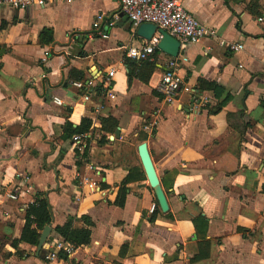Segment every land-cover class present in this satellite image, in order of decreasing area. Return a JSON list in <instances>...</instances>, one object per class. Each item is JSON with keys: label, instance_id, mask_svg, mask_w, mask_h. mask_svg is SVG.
<instances>
[{"label": "crops", "instance_id": "crops-1", "mask_svg": "<svg viewBox=\"0 0 264 264\" xmlns=\"http://www.w3.org/2000/svg\"><path fill=\"white\" fill-rule=\"evenodd\" d=\"M182 2L218 37L180 47L185 85L174 103L157 87L172 56L127 57L146 40L120 0L0 9V264H264V0ZM82 118L91 132L65 138L67 122ZM132 169L141 179L125 183ZM38 199L51 222L33 224L35 245L21 236ZM67 222L88 228L91 242L66 241L56 227ZM60 240L73 250L53 258Z\"/></svg>", "mask_w": 264, "mask_h": 264}, {"label": "built area", "instance_id": "built-area-1", "mask_svg": "<svg viewBox=\"0 0 264 264\" xmlns=\"http://www.w3.org/2000/svg\"><path fill=\"white\" fill-rule=\"evenodd\" d=\"M49 0H0V9L10 6L15 9H26L32 4L44 6ZM121 11L129 18L135 28L143 23H153L157 26V30L150 40H146L140 46H132L127 49V57L136 61L154 60V55L158 48V44L162 38L159 29L167 31L171 36L180 42L181 46L200 42L207 37H218L216 30L207 28L190 13L184 6L182 0H120ZM264 22V17L258 19ZM219 44L230 48L233 52L240 51L243 46L239 42H228L224 38L219 39ZM160 50V49H159ZM161 51V50H160ZM179 63L176 57H170L165 64L162 76L158 82V90L164 96L165 100L174 103L184 88L185 82L179 74ZM115 68L109 71V77L115 74ZM81 86V84H77ZM61 103V102H59ZM82 135H77V139ZM91 187L92 184H89ZM1 191V186H0ZM11 199H17L18 196L13 191L9 192ZM152 206V210H154ZM54 258L56 252L62 249L67 252L73 250L70 243L65 244L63 240L53 244Z\"/></svg>", "mask_w": 264, "mask_h": 264}, {"label": "trees", "instance_id": "trees-1", "mask_svg": "<svg viewBox=\"0 0 264 264\" xmlns=\"http://www.w3.org/2000/svg\"><path fill=\"white\" fill-rule=\"evenodd\" d=\"M160 52L161 51L159 49L156 50L154 60L157 58V55ZM149 60L146 61L148 62ZM146 61H141L138 63L147 64ZM106 122H109L112 126H116V122L113 119H103L102 123ZM91 125L92 122L89 118H82L80 125L76 127H73L72 123L67 122V124L65 125V138L89 133L91 132ZM103 141L104 140H102L101 142ZM88 149L89 144H87L84 149L85 157L87 156ZM139 179H141V174H138V170L132 169L129 171V174L126 176L124 182L128 183ZM50 222L51 214L47 202L44 199H38L33 204H31L27 210L26 223L23 229L21 240L36 245L38 243L39 234L35 229L32 228L33 224L36 225L37 229H43V227L47 224H50ZM56 231L66 241L72 243L75 247L86 245L91 242V231L88 228H74L72 222H67L62 226H57Z\"/></svg>", "mask_w": 264, "mask_h": 264}, {"label": "water", "instance_id": "water-1", "mask_svg": "<svg viewBox=\"0 0 264 264\" xmlns=\"http://www.w3.org/2000/svg\"><path fill=\"white\" fill-rule=\"evenodd\" d=\"M157 30V26L153 23H143L137 28V34L144 38L145 40H150L154 33ZM159 33L162 35V38L158 44V48L168 54L169 56L176 57L180 51V42L173 36H171L167 31L159 29ZM119 130L116 132V135L119 136ZM138 151L141 158V162L146 173V176L149 180L150 185L154 188L155 195L159 206L163 212L169 210V204L167 200L166 193L162 187L160 178L155 169L147 141H143L138 145ZM51 231V227L48 225L42 232L39 248H41L44 242L47 240V237Z\"/></svg>", "mask_w": 264, "mask_h": 264}]
</instances>
